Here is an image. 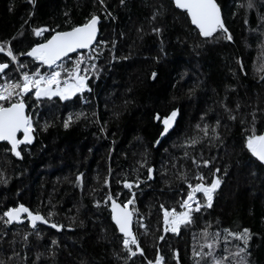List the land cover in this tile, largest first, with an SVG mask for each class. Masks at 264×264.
Returning a JSON list of instances; mask_svg holds the SVG:
<instances>
[{"label":"trees","instance_id":"trees-1","mask_svg":"<svg viewBox=\"0 0 264 264\" xmlns=\"http://www.w3.org/2000/svg\"><path fill=\"white\" fill-rule=\"evenodd\" d=\"M216 1L228 32L205 38L170 0H0V42H8L15 54L92 14L101 20L88 61L97 69L87 88L65 100L37 102L29 95L34 141L20 146V157L0 143L3 264H148L157 255L162 264H196L193 250H200L206 226L209 232L248 228V260L264 264V166L244 147L253 126L257 134L264 129V0H254L251 9L248 0ZM36 28L48 31L37 37ZM81 54L89 50L63 63L70 68ZM8 59L0 53V62ZM18 60L25 65L20 71L49 70L26 55ZM18 68L10 64L6 78L18 79ZM172 110L176 125L162 136L155 116ZM198 124L208 125L207 136ZM193 137L198 143L189 145ZM200 175L205 183L213 175L221 180L212 207L193 213L195 223L179 232H166L161 205L179 212L188 184L200 182ZM125 180L133 182L131 189ZM109 195L122 203L133 200L134 233L143 254L124 249ZM197 196L203 203L202 194ZM20 204L49 223L33 228L26 217L22 224L5 223L3 212ZM220 240L217 253L223 255L222 233ZM229 240L230 251L243 246Z\"/></svg>","mask_w":264,"mask_h":264},{"label":"snow or ice","instance_id":"snow-or-ice-1","mask_svg":"<svg viewBox=\"0 0 264 264\" xmlns=\"http://www.w3.org/2000/svg\"><path fill=\"white\" fill-rule=\"evenodd\" d=\"M176 8L182 9L187 13L190 18L191 24L199 30V35L205 38H212L218 30L227 33L221 19V12L216 0H173ZM103 4V0H100ZM123 3V0H121ZM255 6L254 0H248L246 7L251 9ZM99 17L92 14L90 19L85 23L73 26L68 31H56L50 38H46L43 43H36L26 53L15 54L8 44V42H0V53H4L9 59L8 62H0V74L6 75V70L9 69L10 64H19L20 71L25 65L20 64L18 55H27L34 61H38L41 65H47L50 71L41 73L40 69L34 72L20 71V76L16 80L5 79L4 83H0V142H6L9 145L10 152L16 157L21 156L20 146L22 144H31L34 133V122L32 117L26 112L27 97L34 95L35 100L38 102L42 98L49 100L52 97H59L60 100H65L75 95L76 93L83 92L87 88V81L89 75L97 69L95 63H88L93 60V53L96 49L92 47L97 36V23ZM37 37L41 36L46 28H36L33 30ZM159 32L160 29H154ZM226 39L231 40L230 34ZM88 49L87 56L81 54L77 56L71 67L65 66L63 58L68 57L70 53H75L77 50ZM98 58V56L96 57ZM59 62V63H58ZM156 74L153 73V76ZM239 105H237V108ZM177 117V111L172 110L170 114L160 117L156 114L155 119L160 120L163 124V132L173 126V122ZM235 116H230V119H235ZM72 117L69 116L64 122V127L69 126V121ZM255 120V116H253ZM243 124L244 121L241 120ZM219 124V121H217ZM205 136L208 134V125H204L201 129L200 125H196ZM212 132L216 134V129L213 128ZM18 133H22V137L18 138ZM189 145H195L198 140L193 137L187 140ZM244 147L247 151L261 163H264V132L257 134L255 127L251 129L249 135L246 136ZM187 155V153H185ZM195 163V161H193ZM205 166L208 161L203 162ZM217 171H219L217 169ZM149 178L152 176L153 169L147 170ZM184 174L181 173V176ZM198 183L188 184V191L186 197L183 198L180 204V211L177 212L175 208L166 209L163 205V222L165 231L172 233L179 232L181 226L187 227L195 223L193 213H199L203 208L212 207L213 195L219 187L221 180L219 177L213 175L210 183L204 182L203 175L198 177ZM80 180V177H77ZM107 183V181H105ZM132 181H123L124 187L131 189ZM138 183V181H137ZM197 193L202 194L203 203ZM111 201V219L114 221L118 231L123 234V247L127 250L129 255H136L137 252L142 253L139 247L137 238L131 231L133 211H129V205L133 203L129 199L123 205L109 195L107 197ZM22 214H26V218L33 228L36 227L37 222L49 223V221L39 212H33L28 207L20 204L16 207H9L3 212V217H6L5 223H12L13 221L20 222ZM51 215V213H49ZM52 228H59L55 223L51 224ZM221 233L223 234V255L217 253V249L221 248ZM203 243L199 245V251L193 250V256L198 258L196 264H201V261L207 257V264H250L248 256L250 253L247 251L249 247V240L251 239L250 230L243 228L241 231L233 232L228 228H223L216 232H209L206 226L201 230ZM234 238L240 241L243 246L236 245L235 251L229 250L230 240ZM27 239V236H25ZM55 243V241H53ZM131 245H136L135 251L132 250ZM204 249H207L205 251ZM15 255V253H14ZM3 264V261H0ZM148 264H153L149 261ZM155 264H161V257L157 255Z\"/></svg>","mask_w":264,"mask_h":264},{"label":"water","instance_id":"water-1","mask_svg":"<svg viewBox=\"0 0 264 264\" xmlns=\"http://www.w3.org/2000/svg\"><path fill=\"white\" fill-rule=\"evenodd\" d=\"M170 1H172L173 2V0H170ZM216 3L218 4V2L216 1ZM173 4H174V2H173ZM174 6H175V4H174ZM218 6H219V8H220V12H221V19H222V22H223V13H222V9H221V7H220V5L218 4ZM176 7V6H175ZM178 9V8H177ZM179 10H181V11H184V10H182V9H179ZM185 12V11H184ZM186 13V12H185ZM187 14V13H186ZM189 18V17H188ZM189 20H190V18H189ZM100 18L98 19V23H97V36H96V41H97V39H98V37H99V34H100ZM190 23H191V21H190ZM192 25V24H191ZM193 27H195L194 25H192ZM198 30V29H197ZM199 31V30H198ZM96 41H94V44H95V42ZM43 43V42H42ZM94 44L92 45V47L94 46ZM84 51H88V49H82V50H77V52H75V53H70L69 55H68V57H65V58H63V60L64 59H66V58H69L70 56H72V55H74V54H77V53H81V52H84ZM27 56V55H26ZM28 57V56H27ZM29 58H31V57H29ZM32 59V58H31ZM46 67H48L47 65H45ZM26 112H27V107H26ZM28 113V112H27ZM175 125H176V119L174 120V122H173V126L168 130V132H171L173 129H174V127H175ZM167 132V133H168ZM262 132H264V129H263V131ZM20 137H22V133H18V138H20ZM34 141V134H33V140H32V142ZM0 143H3V142H0ZM6 143V142H5ZM23 145V144H22ZM260 162V161H259ZM261 163V162H260ZM263 164V166H264V163H262ZM116 200V199H115ZM117 201V203H119V204H121V205H123L124 203H122V202H120V201H118V200H116ZM110 211H111V202H110ZM129 211H132V209L130 208V205H129ZM111 216H112V212H111ZM26 217V214H22V220L20 221V222H16V221H13L11 224H22L23 222H24V218ZM114 222V221H113ZM40 222L38 221L37 222V225L39 224ZM115 224V223H114ZM36 225V226H37ZM116 226V225H115ZM117 228V227H116ZM118 229V228H117ZM131 231L133 232V234L135 235V233H134V216L132 215V223H131ZM120 233V232H119ZM122 236H123V234L122 233H120ZM135 237H136V235H135Z\"/></svg>","mask_w":264,"mask_h":264},{"label":"built area","instance_id":"built-area-1","mask_svg":"<svg viewBox=\"0 0 264 264\" xmlns=\"http://www.w3.org/2000/svg\"><path fill=\"white\" fill-rule=\"evenodd\" d=\"M58 63H59V62H58ZM48 71H50V69H49ZM48 71H47V72H48ZM41 73H45V72H41ZM5 79H7L6 76H5V75H2V76L0 77V83H4V82H5Z\"/></svg>","mask_w":264,"mask_h":264},{"label":"rangeland","instance_id":"rangeland-1","mask_svg":"<svg viewBox=\"0 0 264 264\" xmlns=\"http://www.w3.org/2000/svg\"><path fill=\"white\" fill-rule=\"evenodd\" d=\"M3 74H0V77L2 76ZM198 194V193H197ZM161 261H162V259H161ZM153 264H155V262L153 263ZM161 264H162V262H161Z\"/></svg>","mask_w":264,"mask_h":264},{"label":"bare ground","instance_id":"bare-ground-1","mask_svg":"<svg viewBox=\"0 0 264 264\" xmlns=\"http://www.w3.org/2000/svg\"><path fill=\"white\" fill-rule=\"evenodd\" d=\"M162 262V261H161Z\"/></svg>","mask_w":264,"mask_h":264}]
</instances>
